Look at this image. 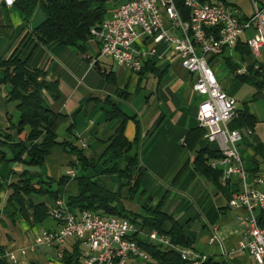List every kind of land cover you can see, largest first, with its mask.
<instances>
[{"label":"crops","instance_id":"crops-1","mask_svg":"<svg viewBox=\"0 0 264 264\" xmlns=\"http://www.w3.org/2000/svg\"><path fill=\"white\" fill-rule=\"evenodd\" d=\"M42 1L20 0L9 8L0 0V58L9 57L24 37L30 36L45 21ZM92 1L106 9L104 22L127 0ZM252 1L254 11L264 7V2ZM33 3V10L28 15L26 10ZM240 15L242 19L250 18L241 10ZM164 27L170 30L171 23L167 19L164 20ZM247 36L241 39L238 49H228L219 57H207V61L222 89L237 103L238 115L229 128L242 135L238 145L247 175V188L251 189L254 187L253 179L264 176V85L259 88L242 82L236 78L235 70L240 65L245 68L264 62L259 61L262 50L257 57L247 54ZM136 48L143 67L147 61H152L157 70L164 73L161 79L149 72L141 78L139 74L122 69L111 58L103 56L101 45L91 38L85 43L84 52L56 43L38 45L34 50L31 67L45 69V76L40 79L44 99L56 113L68 120L60 127L59 134L65 138L68 124H73L78 144L83 147L88 161L95 160L96 168L82 170L78 158L61 147H55L40 167L29 166L28 156L23 157V162H11L9 149L0 148V254L14 256L5 264H83L84 249L76 239L66 240L61 247L40 242L44 231L54 232L60 226L49 214L37 217L33 206L43 203L49 211L55 202L62 201L63 209L70 208L80 213L82 205L73 202L81 194L76 180L79 177L100 180L109 191L121 192L122 203L129 215L145 216L143 204L150 198L153 206L164 200L165 213L196 233L197 241L192 251L200 255L215 262L257 264L239 251L246 230L242 220L244 214L241 209L229 206L233 194L244 188L243 183L233 177L228 181L222 178L217 185L196 172L194 161L197 152L206 148L215 152L217 147L207 142L205 137L195 149H189L182 142L190 131L201 128L197 119L201 98L193 90V77L182 67L170 43L156 45L146 38L141 39ZM3 80L4 74L0 71V131L19 121L18 103L7 102L9 86L1 84ZM54 87L60 94L58 98L54 97ZM116 110L130 119L125 128V136L130 142H134L137 134L134 119L140 122L141 128L140 145L118 162L113 156L102 157L104 143L123 123L121 118L111 117ZM245 113L255 120L251 128L244 126L241 117ZM161 116L163 119L160 121ZM9 132L14 137L18 134L16 129ZM137 151L141 165L146 169L137 189H123L124 179L121 176L103 174L106 168L114 166L125 170ZM218 168L224 175L226 168L219 165ZM71 170L76 175L75 179L68 176ZM26 171L33 183L56 182L63 176L69 177V180L60 187L53 185L57 201L51 194L20 196L24 205L22 209L19 204L10 201L13 194L11 185L24 182ZM170 228V223L165 224V231ZM150 232L139 226L136 239L139 243L149 244ZM177 247L178 251L166 250L176 253L190 250ZM130 264L160 263L149 256L146 260L136 256Z\"/></svg>","mask_w":264,"mask_h":264},{"label":"built area","instance_id":"built-area-1","mask_svg":"<svg viewBox=\"0 0 264 264\" xmlns=\"http://www.w3.org/2000/svg\"><path fill=\"white\" fill-rule=\"evenodd\" d=\"M18 1L3 0L9 8ZM183 2L188 15L194 17L196 37L184 33V15L174 12V0H127L110 19L91 30V39L101 45L103 56L133 74H139L143 68L136 48L141 39H150L156 45L171 44L182 67L193 77V90L201 98L197 119L199 126L206 130L205 139L223 156L213 166L226 168L224 181L236 177L244 185L229 201L231 208L241 209L244 214L246 230L239 251L257 264H264V176L255 177L254 187L247 188L238 145L242 135L229 128L238 115L237 103L222 89L207 61V57H219L226 50L235 49L246 35L252 55L259 56L264 49V7L256 8L250 18L242 19L231 11V0ZM165 19L171 23L170 30L164 27ZM246 73L244 67L238 70L239 75ZM73 174V171L68 173ZM63 205L57 201L51 211V217L59 222V229L44 231L40 242L61 247L70 238L78 240L84 249L83 264H130L136 256L148 259L136 239L138 223L89 210L77 214L70 208L63 209ZM149 241L166 249H179L168 236L155 231L150 232ZM178 254L188 264H203L209 259L192 250H181ZM13 259L10 253L0 254V264Z\"/></svg>","mask_w":264,"mask_h":264},{"label":"trees","instance_id":"trees-1","mask_svg":"<svg viewBox=\"0 0 264 264\" xmlns=\"http://www.w3.org/2000/svg\"><path fill=\"white\" fill-rule=\"evenodd\" d=\"M201 1L206 2L209 0ZM33 5L35 3L27 8L28 15L32 12ZM42 5L46 13L45 21L30 36H25L9 57L0 58V71L4 74V80L1 84L9 86L7 102L18 103L17 109L19 112V121L0 131V148L7 147L9 149L12 155L11 162H23V157L28 156L30 158L29 166L40 167L55 147H61L66 153L73 154L78 158L79 167L82 170L93 169L96 168V162L95 160L88 161L85 157L83 147L78 144L79 139L75 134L73 124H68L66 129L68 135L65 138H62L59 134L60 127L68 121L67 117L56 113L46 102L40 84V79L45 76V69H33L30 62L38 45L49 46L56 43L67 47H76L80 52H84V45L88 38H91V30L103 22L106 9L103 6H96L92 0H43ZM176 5L178 10L187 16H184L187 19L188 10L185 8L183 0H176ZM240 44L241 41L235 49H238ZM243 48L245 49V47ZM246 49L247 54L252 55L247 44ZM241 68H243V65L235 70L237 79L262 88L264 85V64L255 63L246 66L247 73L244 75L238 74V70ZM147 72L157 79H161L164 75V73L157 70L150 60L142 68L139 76L143 78ZM53 89L54 97L58 98L60 94L57 88L54 87ZM111 117L121 118L123 123L112 138L104 143L105 150L102 157L113 156L114 160L118 162L128 155L134 147L140 145L141 128L140 122L134 119L137 134L134 142H130L125 136L126 124L130 119L119 110H116ZM241 118L246 127L251 128L254 124V118L247 113L242 115ZM162 119L163 116H161L160 121ZM10 129L17 130L16 137L9 132ZM205 135L206 130L203 128L190 131L183 139L184 146L195 149ZM222 158L223 156L219 151L214 152L208 148L199 150L194 161L195 171L218 185L223 178V171L213 165ZM106 162L107 159L104 164ZM103 174H117L124 179L123 189L125 187L137 189L146 174V169L142 167L140 153L137 151L131 157L125 170H119L117 166H114L113 168H106ZM24 176V182L11 185L13 194L10 197V201L19 204L18 206L22 209L24 205L19 198L20 196L28 197L36 194L41 197L51 194L57 201V192L52 190L53 185L60 187L69 180V177L63 176L56 182L33 183L28 177L27 171ZM76 180L81 188V194L73 202L82 205L81 210L98 212L121 219H130L143 228L168 236L175 246L195 250L196 233L181 226L173 216L165 213L164 200L153 206L150 198L143 204L146 212L145 216L129 215L122 203L123 196L121 192L109 191L100 180L87 177H79ZM33 206L37 217L47 216L48 214L51 216L52 208L48 211L43 203ZM167 223L171 225L169 231L164 230ZM139 246L147 256L160 264H188L181 259L178 253L168 251L161 245L139 243ZM203 264L241 263L238 261L215 262L212 258H209Z\"/></svg>","mask_w":264,"mask_h":264},{"label":"rangeland","instance_id":"rangeland-1","mask_svg":"<svg viewBox=\"0 0 264 264\" xmlns=\"http://www.w3.org/2000/svg\"><path fill=\"white\" fill-rule=\"evenodd\" d=\"M262 2H264V0H260ZM231 2H233V4H237L240 8V10L242 11V13H244L247 16H252L254 14V5H253V1L252 0H231ZM259 6H262L261 3L257 2ZM259 61L264 62V49H262V57L259 59ZM262 105V104H261ZM183 142V141H182ZM208 142V141H207ZM184 144V143H183ZM72 171V170H71ZM69 173V172H68ZM74 173V171H73ZM69 176V175H68ZM72 179L76 178L75 173L72 176H69ZM130 185V183H129ZM130 189V187H129ZM134 190V189H131ZM131 192V191H130ZM125 193V192H124ZM74 239V238H73ZM78 241V240H77ZM79 242V241H78ZM80 243V242H79ZM191 250V249H190ZM83 258V257H82Z\"/></svg>","mask_w":264,"mask_h":264},{"label":"bare ground","instance_id":"bare-ground-1","mask_svg":"<svg viewBox=\"0 0 264 264\" xmlns=\"http://www.w3.org/2000/svg\"><path fill=\"white\" fill-rule=\"evenodd\" d=\"M174 2L176 4V0H174ZM231 11L233 13H235L238 17H241L240 10L237 8L236 5L231 4ZM174 12L175 13H181L178 10L177 5H174ZM185 17H187V16H185ZM185 17H184V24H183L184 33H189V37H196V29H193L194 17H192V15H188L187 19ZM113 218L114 219H121V218H118V217H113Z\"/></svg>","mask_w":264,"mask_h":264}]
</instances>
